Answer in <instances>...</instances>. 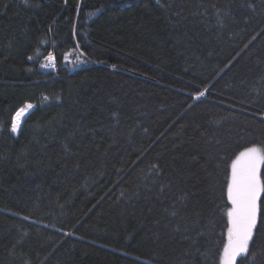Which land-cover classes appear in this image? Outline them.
<instances>
[{"label": "trees", "instance_id": "trees-1", "mask_svg": "<svg viewBox=\"0 0 264 264\" xmlns=\"http://www.w3.org/2000/svg\"><path fill=\"white\" fill-rule=\"evenodd\" d=\"M252 145L264 0H0V264H222ZM258 203L237 264H264Z\"/></svg>", "mask_w": 264, "mask_h": 264}, {"label": "snow or ice", "instance_id": "snow-or-ice-1", "mask_svg": "<svg viewBox=\"0 0 264 264\" xmlns=\"http://www.w3.org/2000/svg\"><path fill=\"white\" fill-rule=\"evenodd\" d=\"M51 59L53 58L49 56V60ZM31 107L32 105H27V108ZM24 113L25 108H21L16 113V122L12 124L13 131H17ZM262 166H264V146L246 147L232 162L231 177L227 185V196L231 202V207L227 211L228 242L224 245L222 264H236L237 257L248 253L249 243L258 220V202L261 194L264 193V180L261 179Z\"/></svg>", "mask_w": 264, "mask_h": 264}, {"label": "rangeland", "instance_id": "rangeland-1", "mask_svg": "<svg viewBox=\"0 0 264 264\" xmlns=\"http://www.w3.org/2000/svg\"><path fill=\"white\" fill-rule=\"evenodd\" d=\"M49 56H51L53 59L49 60ZM86 61L84 60L83 56L80 55L79 53H69L66 58H65V63L64 65H66L68 68H77L79 67L81 64L85 63ZM45 68L47 70H51L55 73H57L59 70H58V67L56 65V60H55V57L52 53H50L48 55V57L46 58L45 60ZM29 105V104H27ZM27 105L23 108H25V113L21 116V120L19 121V126H18V129L17 131H12V127H11V131L13 132V134L15 136H18V133H19V130H20V127H21V124H22V121L24 120V118L27 116V114L32 110V108L34 107V104H30L32 105L31 108H27ZM21 109V108H20ZM19 109V110H20ZM18 110V111H19ZM17 111V112H18ZM16 122V114H15V117H14V121L13 123ZM243 151V150H242ZM241 151V152H242ZM240 153V152H239ZM239 153L233 158V160L231 161V165H232V162L236 159V157L239 155ZM232 171V169H231ZM231 171H230V177H231ZM229 181H230V178H229ZM231 207V205H230ZM229 207V208H230ZM228 233V232H227ZM227 242H228V234H227ZM226 242V244H227ZM238 258V257H237ZM236 264H237V259H236Z\"/></svg>", "mask_w": 264, "mask_h": 264}, {"label": "bare ground", "instance_id": "bare-ground-1", "mask_svg": "<svg viewBox=\"0 0 264 264\" xmlns=\"http://www.w3.org/2000/svg\"><path fill=\"white\" fill-rule=\"evenodd\" d=\"M21 120V119H20Z\"/></svg>", "mask_w": 264, "mask_h": 264}]
</instances>
